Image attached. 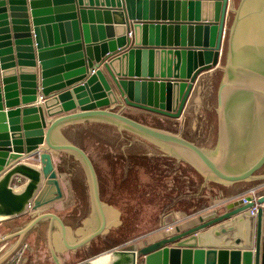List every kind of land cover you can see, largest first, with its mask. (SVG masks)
Instances as JSON below:
<instances>
[{
	"label": "water",
	"instance_id": "water-1",
	"mask_svg": "<svg viewBox=\"0 0 264 264\" xmlns=\"http://www.w3.org/2000/svg\"><path fill=\"white\" fill-rule=\"evenodd\" d=\"M79 135L179 156L237 191L264 180V0H0V219L35 215L0 262L49 218L63 264L52 221L66 225L41 209L65 174L84 184V225L103 216L69 249L109 230ZM246 198L114 248L110 264H264V193L256 213Z\"/></svg>",
	"mask_w": 264,
	"mask_h": 264
},
{
	"label": "crops",
	"instance_id": "crops-1",
	"mask_svg": "<svg viewBox=\"0 0 264 264\" xmlns=\"http://www.w3.org/2000/svg\"><path fill=\"white\" fill-rule=\"evenodd\" d=\"M133 108L141 109L138 107ZM88 154L90 155V153ZM165 154L168 155V157H173L175 163H182L187 166V161H185L181 157L168 153ZM124 155L126 154L124 153ZM141 155L145 154L141 153ZM24 160L39 164V161L35 160L34 158H26ZM54 162L57 166L55 158ZM195 170L199 172L196 168ZM60 180L64 192L63 198L51 202L50 205L45 207V209H41L42 211L55 212L62 218L66 225L65 230H63V227L59 221H52V243L58 254L59 261L63 264H67V262L69 263V261H74L75 263L73 264H80V262L84 261L85 259H90L92 260L93 264H110V252L114 248L126 247L130 244L131 241L127 243H119L117 245L106 247L104 249L94 250L97 249L101 244H106L104 241L110 232V230H108L107 232L101 233L96 237L92 238L88 243H85L75 249H69V247L73 246V244H75L78 240H80L87 234L93 232L94 230L98 229L103 223V216L101 214V211L96 207L93 218L88 225H84L83 217L82 221L78 222V213L74 212V206H71V204L67 203L68 197L72 196L73 190L72 185L70 183V177L68 178L65 174L61 176ZM218 183L228 186V184H224L221 182ZM245 189L246 188L238 191L231 190V196L238 195L236 198H239V194ZM261 191L264 192V188H262ZM100 196L102 199L101 192ZM229 202H231V200L225 204H219V201H214L213 203L208 204V206H201L198 208L196 207L194 209H191V211H185L182 209L169 210L164 214L162 220V222H166L164 223L166 224L164 226L169 225L168 227L163 229H160L161 227H155L151 231L143 234L144 236H142L138 241H135V243L141 245L146 241H150L153 239L155 240L156 238H159L164 234L168 233V231L172 232L177 226H179L181 229H184L185 227L193 225L196 221H198L199 216L206 211H208L207 213H214L216 210L219 209L220 211H224V208L229 205ZM102 207L109 228L112 224H118L122 222L120 221L122 218V211L119 208H116L113 204L110 203H105ZM34 216L35 215H33V212H31L28 214L16 216L18 218L9 217L0 219V256L10 250L18 240V236L13 234L16 231L20 230L22 227H24ZM18 219H20V221L25 220L26 222L19 224L17 223ZM50 222V219L46 218L42 220L36 227L31 229L24 236L23 240L17 246V248L14 249L8 256H6L0 262V264H57L52 256L49 246L48 228Z\"/></svg>",
	"mask_w": 264,
	"mask_h": 264
},
{
	"label": "rangeland",
	"instance_id": "rangeland-1",
	"mask_svg": "<svg viewBox=\"0 0 264 264\" xmlns=\"http://www.w3.org/2000/svg\"><path fill=\"white\" fill-rule=\"evenodd\" d=\"M84 145L86 151L90 153L91 156H94V162L97 163L104 172L106 169H109L108 160L106 159L107 153L113 152L112 154L115 158L121 156V154L127 153L107 148L88 137L84 139ZM140 153L145 154L150 167H154L157 160H159V169L162 174H160L155 181L150 182L146 190L143 192H139L138 189L135 188V200L128 196L132 199L128 202L130 204L128 207L134 209V211H129L126 215V219L129 220V223L126 225L124 222L125 220L121 218V223L112 224L109 228L110 232L104 241L106 244L103 243L99 246L100 248H93L94 250L104 249L123 242L127 243L131 241L130 243H135V241H138L144 236L143 234L151 231L155 227H161L160 229L168 227L169 225L164 226L166 225L164 224L166 222H162V220L164 214L169 210L182 209L185 211H191V209L196 207L208 206V204L213 203L214 201H219V204H225L231 199L230 197L232 193L230 192L233 189L229 186L219 184L215 180L206 179L204 175L195 170L191 163L187 162V166L182 163H175L174 158L168 157L165 153ZM96 171L99 174L97 168ZM154 172H156V170H154ZM169 174H173L177 178L176 181H173V184L166 179V175ZM66 176L68 178L70 177V183L73 189L72 196L68 197L67 203L74 206V212L78 213V222H80L82 221L86 203L84 184L75 174H66ZM247 188L248 187H246V189ZM108 197L109 196L105 197V199L102 197L103 201L108 204H113L118 208L115 202L106 199ZM151 197L156 199V202L149 204L147 203V199ZM120 203H122V205H127L124 204L123 201ZM141 203H144L145 205L144 207L140 206L141 210L136 213V206ZM110 235L112 237L108 240L107 238ZM73 263L75 262L71 261L67 264Z\"/></svg>",
	"mask_w": 264,
	"mask_h": 264
},
{
	"label": "trees",
	"instance_id": "trees-1",
	"mask_svg": "<svg viewBox=\"0 0 264 264\" xmlns=\"http://www.w3.org/2000/svg\"><path fill=\"white\" fill-rule=\"evenodd\" d=\"M225 61V59H224ZM133 114V112L130 111ZM132 114H130L132 116ZM151 115H153L151 113ZM162 115V114H157ZM156 115H154L155 117ZM165 117V120H171L170 116L162 115ZM158 119L159 117L156 116ZM157 120V119H156ZM79 138H85L84 135H79ZM113 153V152H112ZM112 153L106 154V159L108 160L109 169H106L105 172L100 168V166L94 162L99 174V186L102 197L109 196L108 200L113 201L117 204L118 208L120 207L122 211V219L124 222L129 223V220L126 219V215L129 211H134L133 208L128 207L130 205L128 202L132 199L135 200L134 196L136 195V189L139 192H143L148 187L149 183L155 181L162 172L159 169L160 161L157 160L154 167H150V164L146 160L145 155L137 154L134 151H128L126 155L121 154L119 157H114ZM91 156V155H90ZM93 161L94 156H91ZM171 161V160H169ZM156 170V172H154ZM103 171V172H102ZM121 171V172H120ZM166 179L173 184V181H176L177 178L173 174L166 175ZM159 194V193H157ZM130 196L131 198H129ZM124 202L122 205L120 202ZM156 199L153 197L147 199V203H155ZM144 203L138 204L136 213L141 210V207H144ZM18 218V217H16ZM25 220L18 219L17 223H25ZM111 235L107 238L111 239Z\"/></svg>",
	"mask_w": 264,
	"mask_h": 264
},
{
	"label": "built area",
	"instance_id": "built-area-1",
	"mask_svg": "<svg viewBox=\"0 0 264 264\" xmlns=\"http://www.w3.org/2000/svg\"><path fill=\"white\" fill-rule=\"evenodd\" d=\"M262 188H264V181L259 182L257 184H254V185L248 187L247 189H245L244 191H242L239 194V196H240L239 198H242L243 202H247L248 201L247 198H246L247 195H252V198H253V200L255 202V204L249 209L252 213H256V211H257V208H258V205H259V203L257 202V199H258L259 196H261L262 193H264V192L261 191ZM237 196L238 195L231 196L230 200L237 199L236 198Z\"/></svg>",
	"mask_w": 264,
	"mask_h": 264
},
{
	"label": "flooded vegetation",
	"instance_id": "flooded-vegetation-1",
	"mask_svg": "<svg viewBox=\"0 0 264 264\" xmlns=\"http://www.w3.org/2000/svg\"><path fill=\"white\" fill-rule=\"evenodd\" d=\"M225 62H226V61H225ZM201 77H204V75H203V76H201ZM201 77H200V78H201ZM200 78H199V79H200ZM127 114H128V113H127ZM157 114H158V113H157ZM129 115H130V114H129Z\"/></svg>",
	"mask_w": 264,
	"mask_h": 264
}]
</instances>
